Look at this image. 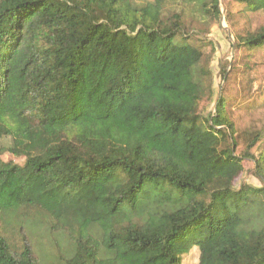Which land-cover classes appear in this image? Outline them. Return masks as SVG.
<instances>
[{
  "label": "trees",
  "instance_id": "trees-1",
  "mask_svg": "<svg viewBox=\"0 0 264 264\" xmlns=\"http://www.w3.org/2000/svg\"><path fill=\"white\" fill-rule=\"evenodd\" d=\"M166 1L0 0V264H44L37 232L65 243L51 264H264V127L238 124L264 109V0L229 3L217 98Z\"/></svg>",
  "mask_w": 264,
  "mask_h": 264
},
{
  "label": "rangeland",
  "instance_id": "rangeland-1",
  "mask_svg": "<svg viewBox=\"0 0 264 264\" xmlns=\"http://www.w3.org/2000/svg\"><path fill=\"white\" fill-rule=\"evenodd\" d=\"M137 5H142L153 0H132ZM231 0H219V7L221 11L220 20L210 21L204 18L189 2L184 0H167L166 1V12L170 15L173 12L182 13L185 25L188 30L193 35L207 41L206 50L210 53L212 52V62L211 69L213 74V88L215 92V98L221 93V88L223 81L221 78L222 65L226 64L227 61L232 62L235 56V50L233 45L235 43L234 32L227 21V9ZM240 24L244 20L239 21ZM252 27L253 29L260 26H264V13L251 14L246 27ZM215 109V104L205 103L202 106V112L208 114ZM240 114V113H239ZM238 124H240L241 129H261L264 127V109L252 110L247 113H243L240 117ZM10 143L9 139H0V145H8ZM245 174L241 182L259 185V182L252 176L251 171L253 164L251 161H246ZM32 242L35 247L37 255L42 259L44 264H51L59 262L61 252H64L63 241L60 245L55 244L57 236L51 237L46 233L37 232L32 234ZM59 259V260H58ZM199 262V251L198 248L191 250L189 254L184 256L183 264H198Z\"/></svg>",
  "mask_w": 264,
  "mask_h": 264
}]
</instances>
